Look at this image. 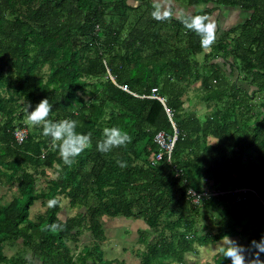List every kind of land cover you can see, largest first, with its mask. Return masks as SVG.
I'll use <instances>...</instances> for the list:
<instances>
[{
    "label": "trees",
    "instance_id": "16d2710c",
    "mask_svg": "<svg viewBox=\"0 0 264 264\" xmlns=\"http://www.w3.org/2000/svg\"><path fill=\"white\" fill-rule=\"evenodd\" d=\"M172 1L202 24L160 15L151 0H0V176L16 187L0 198V264H122L99 247L105 219L153 234L139 231L138 264H184L224 236L247 246L264 237V0ZM225 10L241 19L222 29ZM194 83L207 108L199 116L182 101ZM152 89L164 104L145 98ZM44 98L48 119L91 134L71 166L28 120L27 102ZM172 123L171 163L163 154L151 166L154 137H172ZM113 126L131 142L98 152ZM16 128L28 133L21 144ZM62 199L77 211L64 221ZM36 202L45 211L30 218ZM84 233L94 246L75 256ZM213 264L231 261L219 251Z\"/></svg>",
    "mask_w": 264,
    "mask_h": 264
},
{
    "label": "rangeland",
    "instance_id": "374dc122",
    "mask_svg": "<svg viewBox=\"0 0 264 264\" xmlns=\"http://www.w3.org/2000/svg\"><path fill=\"white\" fill-rule=\"evenodd\" d=\"M171 1V0H170ZM133 5H136L132 3ZM164 14V13H162ZM169 16H173L172 12L168 13ZM192 14V13H191ZM197 17V10L193 12L191 16ZM222 15L227 16L228 12L225 10ZM221 15V16H222ZM183 17V16H182ZM223 17V16H222ZM224 19V18H222ZM240 21V16L237 18ZM236 19V20H237ZM227 19L222 22H217V26L224 29L223 26L227 25ZM237 22V21H236ZM212 24V22H211ZM218 35V34H217ZM203 54L193 56V60H197L199 62L203 61ZM199 89V83L191 84L187 88V92L182 97V101L184 102V107L189 111H195L196 115H202L207 111L204 103H201L196 92ZM213 141L209 139V142ZM47 179H52L55 177L53 171H47ZM5 178L0 176V198L4 200H9L12 196L13 192L16 191V187H9L4 183ZM191 193V191H189ZM62 210L58 214V218L64 221L67 217L74 216L76 214V210L69 208L68 200L62 199ZM45 211V207H43L40 202H36L32 208L30 213V218H33L36 215L43 214ZM117 220V221H116ZM111 221V222H110ZM207 224V220L204 221ZM121 224V225H119ZM117 227H113V226ZM122 226V227H121ZM144 225L134 219H105L104 220V238L105 240L99 243V247L103 252L105 259L117 260L122 264H138L139 258L136 257V253H141L145 251V243L140 242L139 240V231L143 230ZM146 229V228H145ZM146 231H148L146 229ZM88 234V233H87ZM150 238L153 237V234L148 231ZM149 240V238H147ZM237 241L240 245H244L247 247L245 238H232ZM93 239L86 235L80 237V241L77 245V250L75 251V256L79 254V251L82 247H93L94 245ZM224 245V241H219L214 245L208 247H198L197 254H187L184 264H213L214 256L219 252L220 247ZM33 264H38L37 261H34ZM171 264H176L175 262H171Z\"/></svg>",
    "mask_w": 264,
    "mask_h": 264
},
{
    "label": "clouds",
    "instance_id": "9594fccd",
    "mask_svg": "<svg viewBox=\"0 0 264 264\" xmlns=\"http://www.w3.org/2000/svg\"><path fill=\"white\" fill-rule=\"evenodd\" d=\"M193 23L202 24V20L197 17ZM51 111L52 105L48 98L42 99L34 108L31 102L26 104L28 120L35 125H42V135L51 139L53 146L58 148L64 164L71 166L75 158L91 145V134L78 133L76 129L79 122L74 119L65 118L53 122L48 119ZM130 142L131 137L126 131L118 126H113L103 130V139L97 142L96 148L98 152L109 153ZM51 203L54 204L55 201ZM53 227L56 226L53 225ZM222 241H224V245L220 247L219 251L227 260L231 261V264H264V260L260 258V254L264 253V237L260 241H252L247 247L240 245L229 236H224Z\"/></svg>",
    "mask_w": 264,
    "mask_h": 264
},
{
    "label": "built area",
    "instance_id": "2783aa9c",
    "mask_svg": "<svg viewBox=\"0 0 264 264\" xmlns=\"http://www.w3.org/2000/svg\"><path fill=\"white\" fill-rule=\"evenodd\" d=\"M122 89L126 92H129L128 89H126V87H122ZM156 92H157L156 89H152L150 95L148 97H145V98L157 99L162 104H164L163 100L157 96ZM141 98H144V97H141ZM165 112L167 113V115L169 117L171 116L170 110L167 109L166 107H165ZM173 130H174V135L172 137L166 136L163 132H159L155 135L154 143L159 148V152L155 156V158L150 162L151 166H155L162 159L163 154L168 155V160L171 163V161L169 159L170 154L173 150L174 143L177 140V129L174 127V125H173ZM27 135H28V133H27V130L25 128H16L13 132V136L15 138V141L18 144L23 143V141L27 138ZM175 174L178 177L180 176V174L177 170H175ZM190 191H191L192 195L207 196V194H197L196 192H194L192 190H190Z\"/></svg>",
    "mask_w": 264,
    "mask_h": 264
},
{
    "label": "crops",
    "instance_id": "0c3cea01",
    "mask_svg": "<svg viewBox=\"0 0 264 264\" xmlns=\"http://www.w3.org/2000/svg\"><path fill=\"white\" fill-rule=\"evenodd\" d=\"M151 1L155 2L158 5L159 12H160L159 14L160 15H169L168 13L169 12H172L173 13V16L175 18H178V17H182V16H190L191 13H193V11H194V9H192V8L185 9L184 6H182L181 4H176L172 0L171 1L170 0H165V1L164 0H151ZM162 13H164V14H162ZM222 14L223 13H220V20H219V22L225 21L226 19H227L226 22H228V21L229 22H233L234 20L237 19V17L233 13L229 14L228 17L225 16V15H222ZM215 15H217V12H216ZM222 18H224V19H222ZM212 19H214L215 21H217V18L216 17L215 18H212ZM214 20H212L213 21V24L216 23ZM212 27L214 29H216V25H212ZM119 225H121V224H119ZM113 227H117V226L115 225ZM144 228H145V226H144Z\"/></svg>",
    "mask_w": 264,
    "mask_h": 264
}]
</instances>
